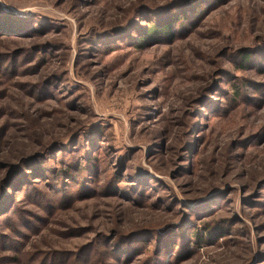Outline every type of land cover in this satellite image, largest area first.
<instances>
[{
    "label": "rangeland",
    "instance_id": "obj_1",
    "mask_svg": "<svg viewBox=\"0 0 264 264\" xmlns=\"http://www.w3.org/2000/svg\"><path fill=\"white\" fill-rule=\"evenodd\" d=\"M0 264H264V0H0Z\"/></svg>",
    "mask_w": 264,
    "mask_h": 264
},
{
    "label": "trees",
    "instance_id": "obj_2",
    "mask_svg": "<svg viewBox=\"0 0 264 264\" xmlns=\"http://www.w3.org/2000/svg\"><path fill=\"white\" fill-rule=\"evenodd\" d=\"M168 27H169V26H168ZM168 27H164V30H166V32H167V28H168ZM154 30H156L155 26L151 25V26L149 27V32H150V33H148V35H149V34H153V31H154ZM151 32H152V33H151ZM243 59L245 60V56H244Z\"/></svg>",
    "mask_w": 264,
    "mask_h": 264
}]
</instances>
